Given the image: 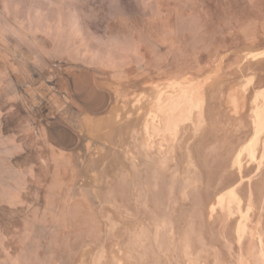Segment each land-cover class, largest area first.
<instances>
[{"label": "bare ground", "instance_id": "1", "mask_svg": "<svg viewBox=\"0 0 264 264\" xmlns=\"http://www.w3.org/2000/svg\"><path fill=\"white\" fill-rule=\"evenodd\" d=\"M102 1L109 4L107 10L109 17L119 16L122 11L128 10L126 8L131 3V0ZM135 1L153 17L151 23L148 20L149 32L145 33L144 29L148 25L146 23L145 28L138 30H144L138 33L144 34L143 37L136 36V32L132 34L128 31L127 35H123L125 33L122 32L123 34L120 33L122 36L113 37L119 34L116 32L110 35L112 33L110 32L108 35L111 37L101 38L97 30L103 12L96 8V2L95 5L92 4V0H0V103L7 97L5 104L0 105V264H264V86H255L253 139L247 144L244 143L245 145H240L243 146L242 150L233 156L231 161L232 153L237 152H234L235 149L231 151L230 146L234 147L231 144L233 141L230 142L227 138L221 140V137L217 136L221 131L216 135L219 129L218 122L214 120L216 115L214 103L217 95L213 93V88L211 90L207 88V81L213 77L202 83L203 78L201 81L196 76L191 74L187 76L185 73V76H174L168 81L163 78V82L166 81L163 86V83H160L162 78L158 74L164 71L161 61L168 59H161L160 54L173 56V53H176L172 51L176 50L172 47L174 41H171L172 48L166 50L167 45L164 44L168 42H164L163 36L166 37L165 33L170 34L173 31L172 37L174 31L178 32L179 28H170L168 27L170 25L166 27L164 23L162 24L163 13L166 10L163 9L165 0ZM241 7H245V4ZM181 12L183 14L179 13V21L175 22L178 21L177 24L179 23L183 30L189 33L196 34L200 31L201 27L199 29L194 15L195 10L193 13H185L186 15ZM105 16L107 17V12ZM229 22L227 20L228 24ZM175 24L174 26H177ZM255 28L258 31L260 29L258 26ZM240 36L242 37V34ZM14 41L18 45L27 44L33 47L49 44L51 50L48 51L49 46L45 45L46 53L51 51L52 55L60 56L64 61L58 59L60 62L56 67L55 63L50 61L51 54H47L50 58L48 62L51 64L45 65L46 60H43L44 63H40L48 67H41L40 64H36L40 61L38 58L37 60L35 58L36 62L30 59L37 53L28 56V51L24 52L27 56H24L23 60L20 56V61L19 56L18 58L16 56L21 50L18 49L19 46H12ZM192 44L194 43L190 44L191 47ZM33 47H30L31 50L35 49ZM144 47H147L146 50H143ZM33 51L31 52L34 53ZM149 51L157 56L152 57L155 61L154 66L153 61L149 60L150 57H147ZM196 57L199 56H195V61H198ZM236 61L233 65H236ZM80 63L92 71L96 70V74L101 70L110 71L111 80L96 78L88 79L89 81L85 83L84 80H80L82 69L81 73L75 74L73 70L76 66H71ZM198 63L196 65L199 66ZM202 66L200 68L205 67ZM207 66L209 67V64ZM228 68L227 70H230ZM151 69L157 78L155 76L151 78L150 74L148 76L147 73H150ZM178 70L180 71V68L176 71ZM233 70L231 68L230 71ZM249 70L247 72H251ZM134 71H137V74ZM247 72L245 70V73ZM84 74L82 78L87 76ZM143 74L150 78H141ZM64 81L67 82L66 87L65 84L62 87ZM33 82L41 85L39 89L43 86L46 93H41L36 87L33 89L32 85H35ZM139 87H149L150 92L139 94L136 91ZM131 89H134V92H130ZM97 90L98 93L102 91L100 94L103 102L115 103L117 106L120 103L126 106L132 104L134 108L136 107V110L133 109L135 111L128 112V116L126 113V116H123L125 118L121 120L113 118L107 120L105 128L110 131L108 133L120 134L116 135L120 136L118 139L113 137V134L107 137L108 145L96 141L104 135L97 134L104 127L101 128L96 122H88L84 114L83 118L87 124L85 120L81 121L82 110L78 107L82 104L76 105L83 100L85 91L92 95L97 93ZM222 95L224 96V93ZM51 101L54 105H51ZM67 105L73 112L72 120L65 117ZM36 108L43 114L42 117L39 116L41 119L38 118V121L32 119ZM22 114L28 117L27 124L23 125L25 130L21 129L22 133H26L25 141H19V136H16L12 128L17 121L16 116ZM85 124L88 133L96 134L95 139L89 137V142L91 141L93 145L88 142L86 157L83 156V152L81 153L82 150L80 151L82 142L88 136L82 140L81 131ZM241 124L244 125V122ZM240 125L237 127L238 132L243 126ZM125 136H128V139H125ZM233 143L235 144V141ZM92 146H95V150ZM92 153L98 154L97 157H92L94 155ZM243 154H247L255 166L249 170L250 173L246 172L245 176L237 179L235 176L239 171L237 169L242 170L243 167ZM32 155L34 157L36 155L40 167L31 163ZM86 163L87 166H99L101 184H105H102V187L103 185L105 187L101 194L98 192L102 188L101 184L98 190L97 186L92 187L88 185L89 183L83 182ZM20 164H25L26 169L25 166L24 168L19 166ZM215 164L218 168L214 170ZM205 167H208L209 172H206ZM233 167H236V172L231 170ZM233 175L235 177L231 178ZM31 182L37 184V187L31 188ZM95 183L97 185L100 181ZM204 195L215 199L216 202L210 204L211 199L208 207L203 202ZM243 200L247 203L246 211L242 207ZM96 202L99 207L96 206ZM206 213L209 222H206ZM236 213L239 220L233 226L231 224L235 217L232 220V216Z\"/></svg>", "mask_w": 264, "mask_h": 264}, {"label": "rangeland", "instance_id": "2", "mask_svg": "<svg viewBox=\"0 0 264 264\" xmlns=\"http://www.w3.org/2000/svg\"><path fill=\"white\" fill-rule=\"evenodd\" d=\"M93 1H94V3H93ZM171 1V2H170ZM165 0V3H164V5L165 6H163V9H166V10H164V13L166 14V13H168V14H164L163 13V15H164V18L162 19L163 21H161L162 22V24L164 25V26H168V25H170V26H168V27H170V28H174V27H176L175 29H177V28H179V31L178 32H175L174 31V35L172 36L173 37V39H172V37H171V35H172V33H173V31H172V29H170L172 32L169 34V33H165L166 34V37L165 36H163V40H164V42L166 43V42H168V44L166 43V44H164L165 46L167 45V47H166V50H167V48H170V46H172V42H173V46L172 47H174L176 50L177 49H179L180 51H176V50H172V51H174V52H176L178 55H176V53H173L174 55H176L175 56V58L176 59H174V55L172 56V55H166V53H162V54H160V58L161 59H163V60H165V59H168L167 61H161L163 64H161L162 65V70H164L162 73H164L165 74V76H163L162 75V73L161 74H158L162 79H160V77H159V79L161 80V84L163 83V86L166 84V81H168V79H170V78H174V76L175 77H178V76H185V75H187V76H196L197 78H199V79H201V78H203V82L202 83H204V81L206 80V79H210L211 77H213V78H215V76L217 77V78H215V80H213V78H212V80L210 79V80H208L207 82H208V84H207V88L209 87V89L211 90L212 88H213V93L215 94V95H217V99L215 100V105H214V107H215V110H214V114H216V115H214L215 117H214V120L216 121V122H218V124H217V128H219L217 131H216V135L219 133L220 135H217L218 137H221V140L222 139H224V138H227L230 142H234L235 141V144L232 142L231 144H233L234 145V147L231 145L230 146V148H231V151H233L234 149H235V151L234 152H236V153H232V157H230V160L232 161V159L231 158H233V156H236L241 150H242V148H243V146H240V145H245V144H247V143H249L252 139H253V134H254V132H252V130L254 131V110H255V103H254V101H255V97H253L254 96V92H255V86H264V23L262 24V21L264 22V0H222V2H221V0H193V1H191V0H182V2H181V0H179V2H178V0H177V2H176V0H175V2H174V0ZM186 1V2H185ZM196 1V2H195ZM198 1H200L199 3H198ZM202 1H204V3H206V4H204V3H202ZM235 1H236V4L237 5H235ZM238 1V2H237ZM241 1V2H240ZM247 1H248V3H247ZM97 4H96V3ZM130 2V1H129ZM128 2V3H129ZM223 4H221V3ZM227 2V3H226ZM251 2V3H250ZM253 2H256V3H253ZM168 3H169V5H168ZM189 5H188V4ZM201 3H202V5H201ZM215 3H217V4H215ZM240 3V4H239ZM261 3V4H260ZM263 3V4H262ZM92 4L93 5H95L96 4V8L98 9V10H101V13H102V15L101 16H103V17H101V19H100V23H99V21H98V29L99 30H97L98 31V36L99 37H101V38H108L110 35H112V34H116V32H117V34H119L118 36H116V35H114L113 37H119V36H122V34L123 33H125V34H123V35H127V34H129L128 33V31L130 32L131 31V33L132 34H134L135 32L137 33H135L136 34V36H141V37H143V35H141V34H138L139 32L140 33H142L141 31L143 30H141V31H138V30H140L141 28H145V26L149 23V21H150V23L153 21L152 19H153V17L150 15V12L149 11H146V10H144V9H142L139 5H138V3L135 1V0H133V2H132V0H131V3L130 4H128L129 6H127L128 8H126V9H128V10H125V11H122V13H120L119 14V16L118 15H113L112 17L110 16H108V11L107 10H109V4L107 3V2H103L102 0H92ZM180 6H179V5ZM187 4V5H186ZM193 4V5H192ZM197 4L199 5V6H197ZM228 4V5H227ZM232 4V5H231ZM239 4V5H238ZM243 4V5H242ZM244 4H245V7H241V6H244ZM252 6H251V5ZM172 5H174L173 7H171ZM176 5V6H175ZM186 5V6H185ZM192 5V6H191ZM221 5H222V7H221ZM248 5V6H247ZM257 5V6H256ZM188 6H189V8H188ZM193 6H195V7H193ZM215 6V7H214ZM256 6V7H255ZM263 8H262V7ZM168 7V8H167ZM174 7H176V8H174ZM181 7H183V9L181 8ZM203 8V10H204V12H203V10H202V8ZM214 7V8H213ZM224 7V8H223ZM225 7H227V8H225ZM229 7V8H228ZM232 7V8H231ZM240 7V8H239ZM250 7V8H249ZM253 7V8H252ZM93 8H94V6H93ZM169 8H171V9H169ZM179 8V9H178ZM193 8V9H192ZM198 8H200V9H198ZM238 8V9H237ZM242 8V9H241ZM245 8H246V10L248 9H250L249 11L247 10H245ZM252 8V9H251ZM173 9H175V10H173ZM177 9H178V11H177ZM184 9L186 10V11H184ZM190 9V10H189ZM197 9V10H196ZM207 9V10H206ZM225 9V10H224ZM240 9V10H239ZM180 10V11H179ZM190 12H189V11ZM195 10V12H194V15L196 16V21H197V24H199L198 26H199V29H200V27H201V29H200V31H197L196 32V34H192V33H189V31H185V30H183V27L178 23L177 24V22L179 21V19H178V16L182 13L181 11H183L184 12V14L186 13V14H189V13H193V11ZM199 10H201V11H199ZM210 10H212V12L210 11ZM230 10V11H229ZM243 10V11H242ZM257 10H258V12H257ZM145 11V12H144ZM171 11V12H170ZM173 11V12H172ZM178 12V14H177V12ZM199 11V12H198ZM218 11H221V12H218ZM239 11V12H238ZM106 12H107V17L105 16L106 15ZM201 12V13H200ZM203 12V13H202ZM233 14H232V13ZM236 12V13H235ZM241 12V13H240ZM244 12H245V14H244ZM257 12V13H256ZM259 12H261V13H259ZM105 13V14H104ZM170 13V14H169ZM180 13V14H179ZM207 13V14H206ZM210 13V14H209ZM217 13V14H216ZM250 13V14H249ZM176 14V15H175ZM183 14V13H182ZM185 14V15H186ZM198 14V15H197ZM199 14H200V16H199ZM202 14V15H201ZM213 14V15H212ZM228 14V15H227ZM249 14V15H248ZM147 15V16H146ZM174 15V16H173ZM233 15V17H231ZM165 16H166V19H165ZM202 16V17H201ZM206 16V17H205ZM208 16H209V18H208ZM218 16V17H217ZM226 16H227V18H226ZM262 16V17H261ZM163 17V16H162ZM169 17H171V18H169ZM201 17V19H198V18H200ZM216 17V18H215ZM236 19H235V18ZM259 17H261V18H259ZM107 18V19H106ZM110 18V19H109ZM150 18H151V20H150ZM220 18V19H219ZM242 18V19H241ZM245 18V19H244ZM246 18H247V20H246ZM256 18V19H255ZM169 19L171 20V21H169ZM208 19V20H207ZM219 19V20H218ZM226 20V22H224L225 20ZM231 19H232V21H231ZM253 19V20H252ZM99 20V19H98ZM149 20V21H148ZM174 20V21H173ZM176 20H178L177 22H175ZM198 20H199V22H201V23H199L198 22ZM210 20V21H209ZM214 20V21H213ZM221 20V21H220ZM227 20L228 21H230L229 22V24L227 23ZM238 20V21H237ZM258 20V21H257ZM168 21V22H167ZM249 21H251V22H249ZM257 21V22H256ZM170 22V23H169ZM221 24H220V23ZM236 22V23H235ZM241 24H240V23ZM254 22V23H253ZM261 24H260V23ZM147 23V24H146ZM168 23V24H167ZM174 23H176L175 25H177V26H174ZM210 23V24H209ZM217 23V24H216ZM225 23H226V25H225ZM236 25H235V24ZM238 23V24H237ZM252 23H253V25H252ZM256 23H259V24H256ZM167 24V25H166ZM206 24H209V25H206ZM216 24V25H215ZM224 24V25H223ZM232 24V25H231ZM240 24V25H239ZM245 24V25H244ZM249 24V25H248ZM145 25V26H144ZM179 25H180V27H179ZM219 25V26H218ZM223 25V26H222ZM251 25H252V27H251ZM263 25V26H262ZM173 26V27H172ZM207 27V28H204V27ZM222 26V27H221ZM228 26H230V27H228ZM232 26V27H231ZM242 26V27H241ZM245 27V29H243L244 27ZM258 26V29H259V31L255 28V27H257ZM148 27V28H147ZM147 27L144 29L145 30V33H146V31H148L149 30V24L147 25ZM165 27V28H166ZM215 27V28H214ZM217 27V28H216ZM218 27H219V29H218ZM223 27H225V28H223ZM228 27V28H227ZM235 27V28H234ZM209 28H210V30H209ZM231 28H233V29H231ZM254 29V30H252L251 31V29ZM263 28V29H262ZM147 29V30H146ZM183 31H182V30ZM203 29V30H202ZM217 29V30H216ZM237 29V30H236ZM248 29V30H247ZM144 30H143V32H144ZM167 29H165V31H166ZM170 30H167V31H170ZM223 30V31H222ZM240 32H239V31ZM250 30V31H249ZM119 31H121V32H119ZM209 31H211V32H209ZM216 31V32H215ZM258 31V32H257ZM99 32H100V35H99ZM110 32H112L111 34H110ZM123 32V33H122ZM127 32V33H126ZM149 32V31H148ZM184 32V33H183ZM215 32V33H214ZM223 32V33H222ZM227 32V33H226ZM243 32H244V34H243ZM248 33V35H247V33ZM252 32H254L253 34H250V33H252ZM120 33H122L121 35H120ZM176 33H178V34H176ZM200 33V34H199ZM209 33V35H207ZM219 33V34H218ZM237 33H238V35H237ZM258 33V34H257ZM108 34H110V35H108ZM164 34V35H165ZM187 34V35H186ZM216 36H215V35ZM221 34H222V36H221ZM225 34H228V35H225ZM242 34V37L240 36ZM259 34H261V35H259ZM107 35V36H106ZM193 35V36H192ZM203 35V36H202ZM247 37H245V36ZM251 35V36H250ZM259 35V36H258ZM196 37V40H194L195 39V37ZM202 36V37H201ZM206 36V37H205ZM208 36V37H207ZM231 36V37H230ZM236 36V37H235ZM111 37V36H110ZM181 38V40H180V38ZM205 37V38H204ZM216 37V38H215ZM217 37H218V40H217ZM226 37H228V38H226ZM253 37V38H252ZM167 40H166V39ZM179 38V39H178ZM184 38V39H183ZM188 40L187 42H186V39ZM197 38H198V40H197ZM202 40H201V39ZM233 38H235V39H233ZM255 38H259L258 40L257 39H255ZM168 39H171L170 41L168 40ZM206 39V40H205ZM207 39H208V42H207ZM215 39L216 40V42H214L213 40ZM237 39V40H236ZM249 39H251L250 41H249ZM12 40V39H11ZM205 40V41H204ZM225 40V41H224ZM232 40V41H231ZM239 40H241V41H239ZM244 40V41H243ZM263 40V41H262ZM172 41V42H171ZM175 41H177V43L175 42ZM179 41V42H178ZM197 41H198V43H197ZM201 41V42H200ZM230 41V42H229ZM234 41V42H233ZM236 41V42H235ZM254 41V42H253ZM13 42V40L12 41H10V43H12ZM15 43H16V41H14ZM184 42H186V43H184ZM189 42V43H188ZM194 43V44H192V47L190 46V44L191 43ZM196 42V43H195ZM203 42V43H202ZM245 42V43H244ZM247 42V43H246ZM249 42V43H248ZM252 42V43H251ZM13 43V45L12 46H19L18 47V49L19 50H21V51H18V55L16 56V58H18V56H19V60H20V58L22 57V59L21 60H23V58H24V56L26 57L27 56V54L25 55V53H27V51L29 52L28 53V56H32V55H35V53H37L36 55H35V57L33 58V56H32V58H30L32 61H34V62H36V60H37V58L40 60V61H37L36 62V64H40L39 66H41V67H45V66H43L42 65V63H44V62H42L43 60H46V62H45V65H48V63L49 64H51V63H55V66L57 67L58 65H59V62L60 61H64V59H62V57H58L57 55H52V53H51V51L48 53V51H49V49L51 50V46L48 44H42V45H44L43 47H42V45H41V47L39 48L37 45V47L35 46V47H33V46H29V45H21V44H19L18 45V43ZM169 43H170V45H169ZM210 43H212L211 45H210ZM216 43H218V44H216ZM238 45H237V44ZM242 43V44H241ZM178 44V45H177ZM180 44V45H179ZM184 44V45H183ZM196 44V45H195ZM209 44V45H208ZM222 44H225V46H226V48H225V46L224 45H222ZM231 44H232V46H231ZM233 44H234V46H233ZM245 44V45H244ZM22 47H21V46ZM45 45H47V46H49L48 48H47V53H46V48H45ZM169 45V46H168ZM177 45V46H176ZM186 45V46H185ZM188 45V46H187ZM201 46V47H198V46ZM203 45L205 46V47H203ZM206 45L208 46L207 48H206ZM213 45V46H212ZM229 45V46H228ZM24 46V47H23ZM46 46V47H47ZM145 46V45H144ZM178 46H180V47H178ZM183 46V47H182ZM212 47V48H210L209 49V47ZM236 46H239L238 48L236 47ZM21 47V48H20ZM28 47H29V49H28ZM30 47H33V48H38L39 50H37L36 49V51H35V49H32V50H34L33 52L34 53H32L31 51V48ZM171 47V48H172ZM178 47V48H177ZM186 47V48H185ZM193 47H196V48H193ZM203 47V48H202ZM217 47V48H216ZM235 47V48H234ZM43 48H45V50L43 49ZM147 48V47H146ZM146 48L144 47L143 48V50H146ZM170 48V49H171ZM180 48H182V49H180ZM188 48V49H187ZM199 48V49H198ZM214 48V49H213ZM220 48V49H219ZM230 48V49H229ZM256 48V49H255ZM23 49V50H22ZM40 49H42V50H40ZM205 49V51H203ZM213 49V50H212ZM215 49H217V50H215ZM223 49V50H222ZM228 49V50H227ZM261 49H262V51H261ZM185 50V51H184ZM195 50H196V52H195ZM220 50V51H219ZM226 50V51H225ZM39 51H45L44 53L42 52H39ZM187 51V52H186ZM190 51V52H189ZM198 51V52H197ZM200 51H202L201 53H199ZM208 53H207V52ZM216 51V52H215ZM225 51V52H224ZM25 52V53H24ZM150 53H148L147 54V57H150L149 58V60H151V61H153L152 62V65L154 66V64H155V61H154V58H152V57H155L156 55L154 54V53H151V51H149ZM179 52L181 53V54H183L182 56H184V58L181 56V54H179ZM222 52V53H221ZM23 53V55H20V54H22ZM40 53V54H39ZM46 53V54H45ZM187 53V54H186ZM189 53V54H188ZM193 53V55L191 56V54ZM197 53V54H196ZM212 53H213V55H212ZM218 53V54H217ZM44 54H45V56H44ZM47 54H51L50 56L49 55H47ZM152 54V55H151ZM164 54V55H163ZM184 54H186V55H184ZM209 54V55H208ZM215 54V55H214ZM231 54V55H230ZM40 55V56H39ZM196 55H198L199 57H196V60H198V61H195V56ZM212 55V56H211ZM237 55V56H236ZM21 56V57H20ZM36 56H39V57H36ZM51 58V60H50V58ZM53 56H55V58L53 57ZM162 56V57H161ZM164 56V57H163ZM170 56V57H169ZM186 56V57H185ZM210 56V57H209ZM215 56V57H214ZM218 58H217V57ZM234 56V57H233ZM236 56V57H235ZM240 56V57H239ZM58 57V58H57ZM157 57V56H156ZM182 57V58H181ZM191 57V58H190ZM211 57H212V59H211ZM214 57V58H213ZM231 57V58H230ZM238 57V58H237ZM35 58H36V60H35ZM54 58V59H53ZM61 58V59H60ZM174 59V61L172 60V59ZM178 58H179V60H178ZM199 58V59H198ZM209 58V59H208ZM217 58V59H216ZM232 58H235V59H232ZM34 59V60H33ZM58 59L60 60V61H58ZM156 59V58H155ZM182 59V60H181ZM190 59V60H189ZM191 59H192V62H191ZM212 61H211V60ZM231 59V60H230ZM20 60V61H21ZM48 60H50L51 61V63H50V61L48 62ZM54 60H56L55 62H54ZM209 60H210V62H209ZM216 60H217V62H216ZM219 60V61H218ZM240 60L242 61V62H240ZM195 61V62H194ZM237 62L236 63V65H233V64H235V63H233V62ZM251 61V62H250ZM40 62H42V63H40ZM166 62V63H165ZM167 62H169V63H167ZM174 62V63H173ZM177 62L179 63V64H177ZM191 62V65H189V63ZM194 62V63H193ZM199 62V63H198ZM201 62V63H200ZM212 62H214V63H212ZM216 62V63H215ZM230 62H232V63H230ZM247 62H249V63H247ZM58 63V64H57ZM181 63V64H180ZM184 63V64H183ZM199 64V66L198 65H196V64ZM203 63V64H202ZM206 63H208L209 64V67L207 66L208 64H206ZM52 64V65H53ZM204 65L205 67L204 68H200V67H203L202 65ZM212 64H213V66H212ZM232 66H230V65ZM255 66H253V65ZM73 65V67H75L74 68V72H75V74L76 73H81L82 71L85 73H83L82 72V76H83V74L84 75H87V76H84L83 78H82V76H81V74H77L78 76L80 75L81 77H80V80L82 79V80H84L85 81V83H86V81H89V80H94V79H96L97 78V80H106V81H110L111 80V73H110V71H108V70H101V71H103V72H101V71H99L98 72V74H96L97 73V71L95 72L94 71V69H93V71H92V69H88V68H86V67H84V65L82 64V63H80V64H78V65H76V64H71V66ZM75 65V66H74ZM82 67H81V66ZM163 65H164V67H163ZM170 65H172V66H170ZM173 65H175V66H173ZM181 65V66H180ZM185 65V66H184ZM189 65V66H188ZM196 67H195V66ZM201 65V66H200ZM250 65H252V66H250ZM79 66V67H78ZM166 66H168L167 68H166ZM170 66V67H169ZM188 66V67H187ZM230 66V67H229ZM249 66H250V70L248 69L249 68ZM260 66V67H259ZM262 66V67H261ZM48 66H46L45 68H47ZM137 67V66H136ZM175 67V68H174ZM178 67V68H177ZM182 67V68H181ZM187 67V68H186ZM195 67V68H194ZM211 67V68H210ZM214 67V68H213ZM217 67V68H216ZM229 67V68H228ZM254 67V68H253ZM80 68V69H79ZM83 68H85V69H83ZM164 68V69H163ZM169 68H171V69H169ZM173 68H174V70H173ZM180 68V71L178 70V71H176L177 69H179ZM190 68V69H189ZM206 68H208V69H206ZM226 68V69H225ZM227 68L228 69H230L231 70V68H232V72L230 71V70H227ZM245 68V69H244ZM251 68H253V70L251 69ZM82 69V71H80ZM88 69V70H87ZM185 69V70H184ZM192 69V70H191ZM199 69V70H198ZM213 69V70H212ZM262 69V70H261ZM183 70V71H182ZM189 72H188V71ZM195 70V71H194ZM245 70H246V72L249 70V71H251V72H247V73H245ZM261 70V71H260ZM89 71V72H88ZM90 71H92V72H90ZM153 71V72H152ZM170 71H171V73H173V74H171L170 73ZM174 71H176V74H175V72ZM182 71V72H181ZM190 71H191V73H190ZM192 71H194V73L192 72ZM198 71V72H197ZM236 71V72H235ZM240 71V72H239ZM136 72V73H135ZM151 72H152V74H151ZM168 72V73H167ZM188 72V73H187ZM201 72V73H200ZM254 72V73H253ZM90 73H92V74H90ZM134 73L135 74H137V71H134ZM170 73V74H169ZM186 73V74H185ZM199 75H198V74ZM229 73V74H228ZM102 74H103V76H102ZM148 74V76H149V74H150V76H151V78H155L156 77V75H155V72H154V70L153 69H151V71H150V73H147ZM147 74H143V76H140L141 78L142 77H145V78H150V77H148L147 76ZM168 74V75H167ZM185 74V75H184ZM189 74H191V75H189ZM227 76H226V75ZM244 74V75H243ZM92 75V76H91ZM96 75H98L97 77H95ZM106 75V76H105ZM166 75H167V78H165L166 77ZM169 75L171 76V77H169ZM220 75V76H219ZM250 75V76H249ZM102 76V77H101ZM155 76V77H154ZM199 76V77H198ZM229 76H231V78L229 77ZM233 76V77H232ZM244 78H243V77ZM259 76V77H258ZM263 76V77H262ZM92 77H94V78H92ZM106 77V78H105ZM158 77V76H157ZM156 77V78H157ZM169 77V78H168ZM240 77H242V78H240ZM100 78V79H99ZM163 78H164V80L166 79V81H165V83L163 82L164 80H163ZM228 78V79H227ZM238 78V79H237ZM89 79V80H88ZM198 80V79H197ZM224 80V81H223ZM84 81H82V82H84ZM198 81H200V80H198ZM201 81H202V79H201ZM214 81H216V82H214ZM226 81V82H225ZM65 82V83H64ZM62 84H63V86L62 87H64V84H65V87H66V84H67V82L66 81H64ZM206 82V81H205ZM211 82V83H210ZM35 83V85H32V84H28V85H32V87H33V89H39V86H41L39 83H37V82H33V84ZM222 83V84H221ZM224 83H228V84H224ZM230 83V84H229ZM255 83V84H254ZM257 83V84H256ZM262 83H263V85H262ZM224 84V85H223ZM261 84V85H260ZM37 85V86H36ZM223 85V86H222ZM146 86V85H145ZM218 86H219V88H218ZM34 87H36V88H34ZM224 87V88H223ZM252 87V88H251ZM141 90H140V89ZM138 89L136 88V91H137V93L139 92V94L140 93H146V94H148V92H150V90H149V87H143V88H141V87H139ZM145 88V90H143ZM217 88V89H216ZM146 89L148 90V91H146ZM216 89V90H215ZM221 91H220V90ZM223 89H225L224 91L225 92H223ZM219 90V91H218ZM237 90V91H236ZM252 90V91H251ZM38 91H41V93H43V92H45L46 93V91L44 90V87L42 86ZM130 92L131 91H133L134 92V89L132 90H129ZM140 91H144V92H140ZM101 92V94H102V91H100ZM100 92L98 93V90H97V93L95 92L94 94H89L88 93V91H85V96H84V98H83V100L82 101H80V102H78L76 105H80V104H82V105H80V106H82L81 108H80V106L78 107L79 108V110H82V111H84V112H82L81 111V115H80V118L82 117V120L81 121H84L85 119V117H86V119L88 120V122L90 121V122H96V124H98V125H100V127L101 128H105L106 126L105 125H107V124H105V123H107L108 121L107 120H109V119H116V120H118V119H120L121 120V118L123 119V118H125V117H123V116H126V113H127V116L129 115V113L128 112H132V111H135L136 109V107L134 108L133 107V105L131 104H128L127 106L125 105V104H119V106L121 107H119V106H117L118 104H115V103H106V102H103L102 101V95L100 94ZM224 93V96L222 95L223 93ZM237 92V93H236ZM97 94V95H96ZM4 95V94H3ZM87 95V96H86ZM89 95H91V96H89ZM96 95V96H95ZM99 95V96H98ZM221 95H222V97H221ZM246 95V96H245ZM4 96H6V95H4ZM3 96V97H4ZM93 96V97H92ZM98 96V97H97ZM229 96V97H228ZM88 98V99H86V98ZM224 97V98H223ZM92 98H95V99H92ZM6 99V100H5ZM89 99H92V100H89ZM84 100H86L85 102H87V103H85L84 102ZM97 102H96V101ZM99 100V101H98ZM3 101V102H2ZM2 101H1V103H0V105H3L2 103H4V102H6L7 101V97L5 98L4 97V99H2ZM53 101V100H52ZM52 101H51V105L53 104L52 103ZM94 101H95V103H94ZM217 101V102H216ZM221 101V102H220ZM243 101V102H242ZM261 101V100H260ZM83 102V103H82ZM91 102H93L92 104H91ZM103 102V103H102ZM234 102V103H233ZM73 103V102H72ZM217 103H218V105H217ZM5 104V103H4ZM112 106H111V105ZM54 105V104H53ZM92 105V106H91ZM97 105V106H96ZM99 105V106H98ZM122 105L124 106V107H122ZM90 106V107H89ZM107 106V107H106ZM132 106V107H131ZM53 107V106H52ZM95 107V108H94ZM103 107V108H102ZM106 107V108H105ZM130 107V108H129ZM254 107V108H253ZM38 108V107H37ZM36 108V110L34 111L35 113H34V115H32V119H34V120H36V121H38V118H39V120L41 119L40 117H42L43 116V114L41 113V112H39V110ZM70 108V106H66V112H65V117H66V119L67 120H72L73 119V112H72V110H70L69 109ZM90 108H91V110H90ZM93 108V109H92ZM128 108V109H127ZM132 108V109H131ZM67 109H68V111L69 112H67ZM126 109V110H125ZM133 109H135V110H133ZM230 109V110H229ZM55 110V109H54ZM75 109H73V111H74ZM97 110V111H96ZM128 110V111H127ZM225 110V111H224ZM244 110V111H243ZM246 110V111H245ZM38 111V112H37ZM72 113H71V112ZM76 111V110H75ZM125 111V112H124ZM127 111V112H126ZM216 111V112H215ZM227 111H228V113H227ZM250 111V112H249ZM218 112V113H217ZM225 112V113H224ZM41 113V114H40ZM124 113V114H123ZM227 113V114H226ZM67 114V115H66ZM83 114H84V118H83ZM86 114L88 115V116H86ZM219 114H221V115H219ZM237 114H239V115H237ZM41 115V116H40ZM101 115V116H100ZM118 115V116H117ZM226 115H227V117H226ZM229 115V116H228ZM243 115V116H242ZM24 115L22 114V115H17L16 116V120L18 121H16V123H15V125H16V127H15V125L12 127L13 128V131L15 132V134H16V136H19L18 137V139H19V141L21 140V141H25L26 140V133L25 132H23L22 133V130H25V128L23 129V125L26 123L27 124V122L26 121H28V117H26V116H24ZM37 116V117H36ZM40 116V117H39ZM90 116V117H89ZM93 116V117H92ZM217 116H219V118L217 117ZM224 118H223V117ZM251 116V117H250ZM36 117V118H35ZM71 117V118H70ZM115 117V118H114ZM118 117V118H117ZM120 117V118H119ZM217 117V118H216ZM222 117V118H221ZM231 117V118H230ZM25 118V119H24ZM226 118V119H225ZM229 118V119H228ZM236 118H237V120H236ZM252 120H251V119ZM90 119V120H89ZM101 119V120H100ZM221 119V120H220ZM224 119V120H223ZM239 119V120H238ZM249 119V120H248ZM95 120V121H94ZM217 120H219V121H217ZM236 120V121H235ZM244 122V125L243 124H241V123H243L242 121ZM102 121V122H101ZM224 121H226V122H224ZM228 121V122H227ZM231 121V122H230ZM240 121V122H239ZM251 123H250V122ZM85 123H86V120L84 121ZM237 122V123H236ZM247 122V123H246ZM20 123H21V125H20ZM102 123V124H101ZM87 124V123H86ZM86 124H85V126H84V128L82 129V131H81V134H83L82 135V140H84V139H86V140H84L83 142H82V144H81V146H80V151H81V153L83 154V156H85V155H87L86 153H87V149H86V147H87V144H89V143H91L90 145H93L92 144V142L90 141L89 142V137H91V138H94L95 139V133H93V134H90V133H88L89 131L87 130V128L88 127H86ZM222 124V125H221ZM229 124V125H228ZM243 125L242 127H240L241 129H243V130H245L244 132L245 133H243V130H241L240 129V132H238L239 130H237L238 128H239V125ZM248 124V125H247ZM220 125V126H219ZM240 125V126H241ZM250 125H252V126H250ZM26 126V125H25ZM219 126V127H218ZM229 126V127H228ZM234 129V130H232V128ZM249 126V127H248ZM14 127H15V129H14ZM238 127V128H237ZM247 127V128H246ZM102 129V130H100V133H97L98 135H100L101 136V134H104L103 136H101L102 138H96L97 140L96 141H98L100 144H107L108 145V141L107 140H109L107 137H110L111 136V134H113L112 136L113 137H115L116 139H118V138H120V136L119 137H117L118 136V132H111V133H108V132H110L108 129ZM225 128V129H224ZM249 128V130H247ZM252 128V129H251ZM22 129V130H21ZM224 129V130H223ZM228 129V130H227ZM85 130V131H84ZM105 130V131H104ZM17 131V132H16ZM88 131V132H87ZM218 131H221V132H218ZM223 131V132H222ZM22 134H21V133ZM107 132V133H106ZM218 132V133H217ZM229 132H230V134H229ZM239 134H238V133ZM246 132H248V133H246ZM86 133V134H85ZM223 133V134H222ZM238 134L237 136H238V138L236 137V134ZM243 133V134H242ZM85 134V135H84ZM228 134L230 135V137L232 138H230V137H228ZM235 134V135H234ZM242 134V135H241ZM245 134V135H244ZM88 135V136H87ZM108 135V136H107ZM117 135V136H116ZM120 135V134H119ZM248 137H247V136ZM251 135V136H250ZM87 136V137H86ZM225 136H227V137H225ZM244 136V137H243ZM22 137V138H21ZM84 137H86V138H84ZM126 138L125 139H128V136H125ZM233 137H236V138H233ZM243 137V138H242ZM24 138V139H23ZM230 138V139H229ZM100 139V140H99ZM102 139V140H101ZM220 139V138H219ZM233 139H236V140H238V141H236V140H233ZM243 139V140H242ZM246 139V140H245ZM247 139H249V140H247ZM241 141V142H240ZM89 142V143H88ZM236 142H238V143H236ZM240 143V144H239ZM245 143V144H244ZM237 144V145H236ZM84 145V146H83ZM94 149H93V148ZM91 148L93 149V150H95V146H92ZM98 147H101V145H98ZM86 150H85V149ZM91 149V150H92ZM238 149V150H237ZM92 150V152H94ZM97 150V149H96ZM86 152V153H85ZM98 152V151H97ZM94 153H92V155H93ZM88 155H89V153H88ZM91 155V156H92ZM97 155L98 154H94L92 157H97ZM33 157H30V160H31V163L32 164H34V165H36V167H40V164H39V162H38V160H37V157H36V155H35V157H34V155H32ZM86 157V156H85ZM36 158V159H35ZM244 160V161H243ZM229 163H230V165H231V162L229 161ZM88 164L86 163V166H85V168H84V177H83V182H84V184L86 183V184H88L89 186H92V187H95V186H97L96 187V189L98 188V190L102 187V184H104V183H102L101 184V180H100V174H101V171H98V170H100L99 169V166L98 165H91V166H87ZM216 165V164H215ZM250 165V166H249ZM19 166H21V167H23L24 168V166H25V164H20ZM96 166H97V168H96ZM214 166V165H213ZM213 166H211V167H213ZM242 170H240L239 168L237 169V170H239V171H237V175H235V173H233L235 176H236V178L237 177H239L240 178V176H245L246 174H248V173H250L249 172V170H252L253 169V167L255 166V164H252V161L249 159V157H248V155L247 154H243L242 155ZM245 166V167H244ZM87 167V168H86ZM94 168V169H93ZM204 168V167H203ZM208 168V167H207ZM207 168L205 167V169L207 170ZM216 168H218V165H216V166H214V170L216 169ZM251 168V169H250ZM24 169H26V166H25V168ZM87 169V170H86ZM204 169V170H205ZM210 169H212L213 170V168H210ZM205 170V171H206ZM209 170V169H208ZM206 171V172H209V171ZM211 170V171H212ZM213 170V171H214ZM231 170L232 171H234V172H236V167H233V168H231ZM88 171V172H87ZM98 171V172H97ZM212 171V172H213ZM238 172H239V174H238ZM247 172V173H246ZM246 173V174H245ZM90 174V175H89ZM96 174V175H95ZM245 174V175H244ZM93 175H95V176H93ZM233 175V177H231V178H234L235 176ZM87 177V178H86ZM95 177H96V179H95ZM99 177V178H98ZM91 179V180H90ZM238 179V178H237ZM97 180V181H96ZM32 182H35L34 180H31ZM89 181V182H88ZM100 181V183H97V185H96V183L95 182H99ZM31 182V188H36L37 187V184H33ZM99 184V185H98ZM100 184H101V187L99 188V186H100ZM105 185V184H104ZM103 185V187H105ZM101 188V190H99L98 192H99V194H101L100 192H103L102 191V189H104V188ZM206 198H207V200H206ZM36 198L35 197H33V200L34 201H36L35 200ZM203 199H204V203H206L205 205H207L208 206V204H209V201L211 202L210 204H212L213 202L215 203L216 201H215V199H213V198H209L207 195H204L203 196ZM97 201H99L98 199H97ZM244 202H243V204H242V207H243V210L244 211H246L247 210V205H245V204H247L246 203V200H243ZM97 203V202H96ZM99 204H100V201L98 202ZM98 203H97V205L96 206H98ZM99 206H101V204L99 205ZM98 206V207H99ZM209 207V206H208ZM207 207V208H208ZM207 214V213H206ZM238 216V213H236L235 215H233L232 217V220L234 219V217H235V219L232 221V224L231 225H235V223H236V221L237 220H239V216ZM206 222H209L208 220H209V216H208V214L206 215ZM238 218V219H237ZM208 224V223H207Z\"/></svg>", "mask_w": 264, "mask_h": 264}]
</instances>
